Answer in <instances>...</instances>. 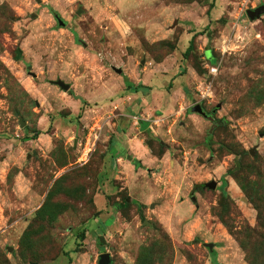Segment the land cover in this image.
Here are the masks:
<instances>
[{
	"label": "rangeland",
	"instance_id": "374dc122",
	"mask_svg": "<svg viewBox=\"0 0 264 264\" xmlns=\"http://www.w3.org/2000/svg\"><path fill=\"white\" fill-rule=\"evenodd\" d=\"M244 1L0 0V264H264Z\"/></svg>",
	"mask_w": 264,
	"mask_h": 264
},
{
	"label": "water",
	"instance_id": "95a60500",
	"mask_svg": "<svg viewBox=\"0 0 264 264\" xmlns=\"http://www.w3.org/2000/svg\"><path fill=\"white\" fill-rule=\"evenodd\" d=\"M263 14H264V6H260V7L256 8V9L247 10L246 11V16L251 21L259 19ZM58 22H59V24L61 26L64 25L63 22H61V21H58ZM20 56H21V52L17 51V58H20ZM56 84L64 91H68L69 90V85L64 84L62 81H58V82H56ZM190 109H191L192 113H195V114H198V115H201V116L207 118V115L205 114V112L203 111V109H202V107H201V105L199 103L195 104ZM23 125H24V123L21 122V126H23ZM206 187H208L210 189H215L216 183L215 182H210V183H208L206 185ZM208 248L211 249L212 245L209 244ZM108 262H109V255L108 254H105V255L101 256V260H100L99 264H107Z\"/></svg>",
	"mask_w": 264,
	"mask_h": 264
},
{
	"label": "built area",
	"instance_id": "2783aa9c",
	"mask_svg": "<svg viewBox=\"0 0 264 264\" xmlns=\"http://www.w3.org/2000/svg\"><path fill=\"white\" fill-rule=\"evenodd\" d=\"M248 0L244 1V3H246ZM218 72V67L217 66H213V65H209L207 66V73L208 76L210 77H214L216 76ZM203 90L200 92L201 96H200V100L205 98V95L207 96L210 92H211V88L209 84H203Z\"/></svg>",
	"mask_w": 264,
	"mask_h": 264
},
{
	"label": "crops",
	"instance_id": "0c3cea01",
	"mask_svg": "<svg viewBox=\"0 0 264 264\" xmlns=\"http://www.w3.org/2000/svg\"><path fill=\"white\" fill-rule=\"evenodd\" d=\"M150 79H151V77H150ZM146 85V84H145ZM146 87H142V88H140V89H138V91H137V98H138V100H139V98H141V94H143V91L144 90H142V89H145ZM147 89V88H146ZM145 89V90H146ZM153 97V96H152ZM177 100V99H176ZM173 102H175V99H172V98H170V101H165V106L166 107H172V105H173ZM137 106H139V105H137ZM137 106H135V107H137ZM145 126V124H143V127ZM140 154H141V156L144 158V159H146V155H145V153L144 152H142V150H140Z\"/></svg>",
	"mask_w": 264,
	"mask_h": 264
},
{
	"label": "trees",
	"instance_id": "16d2710c",
	"mask_svg": "<svg viewBox=\"0 0 264 264\" xmlns=\"http://www.w3.org/2000/svg\"><path fill=\"white\" fill-rule=\"evenodd\" d=\"M211 7H212V5H211ZM191 49H192V41L189 42V46H188L187 49L185 50L184 55H187V54L191 51ZM213 66H214V65H213ZM138 89H140V88L135 87L133 90H134V92H137ZM220 123H221V122H220ZM137 165H138V164H137ZM137 167H139V166H137Z\"/></svg>",
	"mask_w": 264,
	"mask_h": 264
},
{
	"label": "flooded vegetation",
	"instance_id": "af4514ba",
	"mask_svg": "<svg viewBox=\"0 0 264 264\" xmlns=\"http://www.w3.org/2000/svg\"><path fill=\"white\" fill-rule=\"evenodd\" d=\"M208 117V116H207Z\"/></svg>",
	"mask_w": 264,
	"mask_h": 264
}]
</instances>
